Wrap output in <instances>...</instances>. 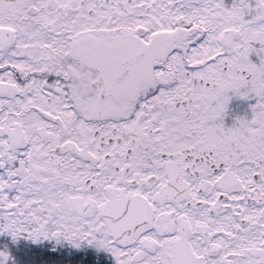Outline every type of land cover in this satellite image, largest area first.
<instances>
[{"label": "snow or ice", "instance_id": "1", "mask_svg": "<svg viewBox=\"0 0 264 264\" xmlns=\"http://www.w3.org/2000/svg\"><path fill=\"white\" fill-rule=\"evenodd\" d=\"M0 236L264 264V0H0Z\"/></svg>", "mask_w": 264, "mask_h": 264}, {"label": "flooded vegetation", "instance_id": "2", "mask_svg": "<svg viewBox=\"0 0 264 264\" xmlns=\"http://www.w3.org/2000/svg\"><path fill=\"white\" fill-rule=\"evenodd\" d=\"M230 3L231 0H228ZM256 59V57H253ZM254 103L252 100H244L234 97L229 105V114L226 117L225 123L231 125L236 116H251L250 105ZM10 239L8 236H0V243ZM20 249L28 252L29 257L35 259V264H87L91 261L92 264H115V258L110 253L98 252L94 246L87 244L82 245L81 249L74 248L70 243L64 242L57 244L55 241H41L39 244L21 241ZM53 249L55 250L53 252ZM13 255L17 260L28 259L24 257L18 249H13ZM54 259H49V258Z\"/></svg>", "mask_w": 264, "mask_h": 264}]
</instances>
